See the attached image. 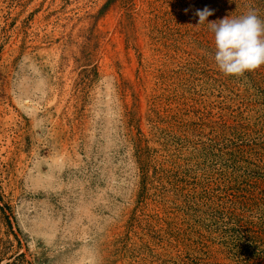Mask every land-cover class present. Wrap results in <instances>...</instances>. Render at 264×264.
Here are the masks:
<instances>
[{"label":"rangeland","instance_id":"rangeland-1","mask_svg":"<svg viewBox=\"0 0 264 264\" xmlns=\"http://www.w3.org/2000/svg\"><path fill=\"white\" fill-rule=\"evenodd\" d=\"M264 0H0V264H264V66L200 25Z\"/></svg>","mask_w":264,"mask_h":264},{"label":"clouds","instance_id":"clouds-1","mask_svg":"<svg viewBox=\"0 0 264 264\" xmlns=\"http://www.w3.org/2000/svg\"><path fill=\"white\" fill-rule=\"evenodd\" d=\"M214 12L205 7L197 10L198 26L207 25L214 34V60L226 76L243 77L264 66V21L254 10L245 15L209 22Z\"/></svg>","mask_w":264,"mask_h":264}]
</instances>
